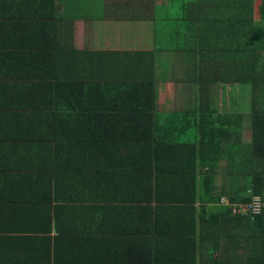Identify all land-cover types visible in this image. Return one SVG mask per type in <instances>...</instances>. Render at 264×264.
Returning <instances> with one entry per match:
<instances>
[{
  "label": "crops",
  "instance_id": "0c3cea01",
  "mask_svg": "<svg viewBox=\"0 0 264 264\" xmlns=\"http://www.w3.org/2000/svg\"><path fill=\"white\" fill-rule=\"evenodd\" d=\"M231 5L0 0V264L192 260L193 247L181 246L186 236L170 238L172 232L189 234L186 241L197 243L195 264L201 263L204 208L227 207L232 193L222 186L232 172L225 162L212 193L201 185L210 170L198 151L205 152L203 111H243L230 91L245 88L218 78L227 63L216 53L205 57L206 49L231 48ZM227 137H208L211 149L219 142L228 156L230 131ZM170 140L197 145L183 153L195 154L201 172L195 193L213 195L209 202L178 201L191 195L173 188V172L191 160L168 147ZM152 142L167 146L155 159L157 170L135 176V160L150 154L135 147ZM141 185L162 201L135 202ZM221 195V202L211 200ZM228 237L220 245L229 242L231 252L237 234Z\"/></svg>",
  "mask_w": 264,
  "mask_h": 264
},
{
  "label": "trees",
  "instance_id": "16d2710c",
  "mask_svg": "<svg viewBox=\"0 0 264 264\" xmlns=\"http://www.w3.org/2000/svg\"><path fill=\"white\" fill-rule=\"evenodd\" d=\"M231 4L230 8L232 11L234 10V14L230 23L231 27L235 29L232 35V42L230 43L231 48L206 49L205 57L208 60H212L214 58L213 53H216L215 56H219L218 60L224 64L227 63L225 72H222L218 78H230V80L224 81L237 86H247L250 89L252 94L251 111L250 115H247L244 112L246 109H243L242 112L236 113L235 116L218 114L216 109H210V107L203 111L201 130L204 131L206 136L204 142L205 152L202 154L200 148L198 151H200L199 158L203 159L206 169L210 170H205L201 178L203 180L201 185L212 193L219 179L217 177V168L221 163L225 162V164L230 165V171L232 172H230V177L222 178L224 181L222 186L226 189L230 188L231 192L234 193H231V203L227 207L210 212L204 208L202 227L199 233L202 239L200 243L202 249L200 251L201 253L203 252L204 259L201 260L200 264H264V213L250 217L234 211V205L248 204L252 201L250 191L253 195H261L264 198V0H231ZM211 26L214 27L215 24L213 23ZM217 35L215 34V37ZM227 42H223V46H226ZM150 89L153 91L152 85H150ZM148 108H150V105H148ZM246 123L248 124L246 125ZM229 131L231 133V143L229 155L226 156L225 152L228 154V149L226 148L223 153L220 152L221 146L219 144L221 143L219 142L224 138L228 139L227 134ZM245 131L250 133V140L248 141L243 138ZM208 137L219 140L218 143H214L215 150L211 149V142ZM234 141L235 143L233 144ZM154 145L152 142L150 145H144L145 147H142L141 144L135 147L136 150L141 149L142 152L150 153L144 161L135 160V176L147 174L149 177L152 176L153 172L157 170L155 159L164 155V152H162L165 150L164 148L167 146L173 147L175 153L178 154L180 151L178 155H184L187 160H191L188 167L180 171L181 173L176 169L173 172L176 176L173 180V188L175 190L176 188L185 191L189 190V194L192 197H182L178 201L181 203H195L199 198L204 203L209 202V198L213 195L201 197L195 193L199 184V178L197 177L201 175L195 154L191 156L190 150L187 155L183 153V151H187L186 149H190L189 147L192 146L194 152L197 145L173 143L171 140L167 146L159 147ZM150 181H153V177L150 178ZM244 182L245 185L243 184ZM143 183L144 185L146 184V182ZM233 183L237 184L235 189L232 188ZM144 185L143 187L141 185L139 189L143 193L135 191V202L149 204L162 201V199L160 200L158 197L153 196L152 187H144ZM148 186H151V183ZM211 200L221 202L222 195ZM58 231L60 237L65 234L62 230ZM192 233L190 235L195 236L196 231L193 230ZM235 233L237 234L235 244L237 247L229 252V242L222 246L220 245L222 244L221 239L223 237L229 238V235H234ZM181 234L178 235V233L172 232L170 238H173L174 235L186 236L184 237L185 239H182L184 242H182L181 246L183 248L185 246V249L186 246L189 248L193 247L188 249L193 251V259L184 262H170V264H191L193 261L195 264L197 260H200L195 255V245L197 243L187 242L189 234ZM244 238L246 243H244ZM155 243L160 244L159 241ZM234 250L240 252L236 253ZM140 264L143 263L140 262ZM160 264L168 263L160 261Z\"/></svg>",
  "mask_w": 264,
  "mask_h": 264
},
{
  "label": "built area",
  "instance_id": "2783aa9c",
  "mask_svg": "<svg viewBox=\"0 0 264 264\" xmlns=\"http://www.w3.org/2000/svg\"><path fill=\"white\" fill-rule=\"evenodd\" d=\"M252 195V201L248 204L234 205V211L237 213H242L244 215L255 217L262 215L264 213V198L261 195L254 194L250 191Z\"/></svg>",
  "mask_w": 264,
  "mask_h": 264
},
{
  "label": "rangeland",
  "instance_id": "374dc122",
  "mask_svg": "<svg viewBox=\"0 0 264 264\" xmlns=\"http://www.w3.org/2000/svg\"><path fill=\"white\" fill-rule=\"evenodd\" d=\"M209 19V18H208ZM210 21V20H209ZM221 82V81H220ZM217 83L216 82V84H218V86H220V85H224L223 83ZM209 83H213V82H209ZM245 89H237V90H231L230 92V94H233L234 95V99H235V101H236V106H237V108L238 109H246V111L247 110H249V111H251V99H252V94H251V92H250V89L247 87V86H245L244 87ZM228 99H230V100H232L233 98L231 97V96H228V95H225ZM240 98H241V101H242V106H241V108L239 107V103H240ZM244 100H246V101H244ZM243 101H244V103H243ZM221 107V106H220ZM225 108V107H224ZM238 111V110H237ZM245 139H250V133H248L247 132V136H246V138Z\"/></svg>",
  "mask_w": 264,
  "mask_h": 264
}]
</instances>
